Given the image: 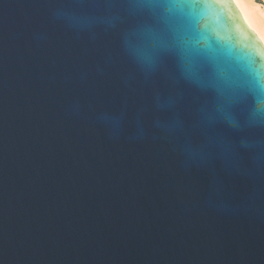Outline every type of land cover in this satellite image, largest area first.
Masks as SVG:
<instances>
[{"label":"water","instance_id":"1","mask_svg":"<svg viewBox=\"0 0 264 264\" xmlns=\"http://www.w3.org/2000/svg\"><path fill=\"white\" fill-rule=\"evenodd\" d=\"M190 16L264 69L232 0H0V264H264V95Z\"/></svg>","mask_w":264,"mask_h":264},{"label":"snow or ice","instance_id":"2","mask_svg":"<svg viewBox=\"0 0 264 264\" xmlns=\"http://www.w3.org/2000/svg\"><path fill=\"white\" fill-rule=\"evenodd\" d=\"M154 2L166 7L174 5L177 0H154ZM183 2L191 3L192 0H183ZM174 43L184 55L198 62L206 70L211 86L218 87L235 78L256 95L258 93L264 95V69L249 66L246 70L240 71L233 67L225 52V46L218 38L201 28L197 17H189L187 23L182 25L174 37ZM225 67L228 68L227 73Z\"/></svg>","mask_w":264,"mask_h":264},{"label":"bare ground","instance_id":"3","mask_svg":"<svg viewBox=\"0 0 264 264\" xmlns=\"http://www.w3.org/2000/svg\"><path fill=\"white\" fill-rule=\"evenodd\" d=\"M243 20L264 45V0H232Z\"/></svg>","mask_w":264,"mask_h":264}]
</instances>
